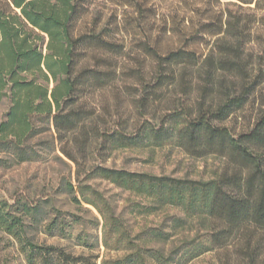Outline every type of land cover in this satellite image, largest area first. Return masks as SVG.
<instances>
[{"label":"trees","instance_id":"obj_1","mask_svg":"<svg viewBox=\"0 0 264 264\" xmlns=\"http://www.w3.org/2000/svg\"><path fill=\"white\" fill-rule=\"evenodd\" d=\"M96 1L0 0V103L8 104L0 117V167L44 160L56 150L74 166V176L59 184L73 211L55 207L50 197L0 198V231L18 241L28 264H98V254H74L28 235L48 204L47 236L122 251L100 264H188L233 241L241 254L236 264H264V102L249 129L233 133L223 125L264 83L252 60L254 36L264 43V0H214L226 7L179 38L213 37L206 52L185 40L163 47L160 36L150 42L146 35L142 47L151 63L129 70L131 109L112 122L89 98L118 77L125 44L119 22L93 12ZM134 7L144 14L141 4ZM155 104H164L162 113ZM162 146L216 156L221 168L211 178L192 179L103 164L117 150ZM102 181L140 200L120 206L99 188ZM165 206L182 215L132 234L127 208L150 215ZM90 208L97 215L87 218ZM193 219L203 230L183 234L166 251L163 244ZM90 226L101 229L100 240Z\"/></svg>","mask_w":264,"mask_h":264},{"label":"rangeland","instance_id":"obj_2","mask_svg":"<svg viewBox=\"0 0 264 264\" xmlns=\"http://www.w3.org/2000/svg\"><path fill=\"white\" fill-rule=\"evenodd\" d=\"M134 2L141 4L145 10L139 15L135 10ZM93 7L102 17V21L112 15L110 21H118L120 32L118 37L124 41V54L119 57V75L114 83L100 91L95 92L89 98L91 104L98 106L100 113L107 122L128 116L131 109V95L133 89L127 85H134V80L130 77L132 68H147L151 59L145 55L142 42L146 40V35L150 36V42L160 36L159 44L163 47L169 45H179L184 41L180 32H184L186 37L195 31V24L204 20L212 12L224 9V3L217 4L214 0H131L130 5H120L118 0H98ZM230 9L235 7L228 5ZM255 30L260 31L261 26L255 25ZM170 28V29H169ZM168 30V33L163 31ZM174 31V32H173ZM164 33L160 35V33ZM214 38L208 35L198 37L195 42L185 40L187 46L194 48L197 52H206L210 42ZM254 52L252 60L255 67L262 68L264 72V43L262 37L254 36ZM254 67V68H255ZM255 72V70H254ZM264 102V83L260 85L256 92L250 96L247 103L239 110L227 118L223 125L227 126L233 133H239L249 129ZM7 102L0 103V117L7 109ZM164 104H155V113H162ZM92 159H89L91 161ZM222 160L216 156L208 155L199 158L188 155L178 147H144L134 149H121L113 152L103 163L107 166L123 167L132 171H143L153 174H167L174 177H186L192 179H208L214 176L221 168ZM74 176V166L58 150L52 152L44 160L24 162L11 165L10 167H0V198L12 201L13 198L21 196L23 199L36 200L38 198H54L55 207L62 210L73 211L74 207L68 204L64 194L59 189L60 181L63 177ZM99 188L107 195H111L119 201L120 206L127 203V200L139 201L133 194L123 191L107 182H100ZM126 209L124 217L132 228V234L141 231L145 227L154 226L169 215H182L178 208L162 207L150 215H136L129 213ZM52 214L48 204L44 205V211L38 216L37 224L29 225L28 235L34 242L39 244H54L64 248L74 254H98L97 263L103 259L114 258L122 255V251L106 249L101 243L92 250H88L77 245L73 239H61L49 237L42 232L45 223L44 218ZM97 215L90 208L86 217ZM92 236L101 238V229L92 226L86 229ZM200 224L195 220H189L184 230L177 229L167 242L164 249L167 251L185 233L194 234L202 231ZM159 246L160 243H155ZM241 259L239 246L233 241L229 245L212 251H207L192 259L188 264H236ZM0 262L4 264H28L25 253L18 241L12 236L0 231Z\"/></svg>","mask_w":264,"mask_h":264}]
</instances>
